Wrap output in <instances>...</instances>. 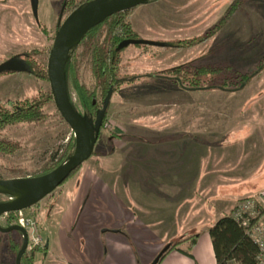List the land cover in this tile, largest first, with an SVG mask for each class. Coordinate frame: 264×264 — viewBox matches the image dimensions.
I'll return each mask as SVG.
<instances>
[{
  "label": "rangeland",
  "instance_id": "374dc122",
  "mask_svg": "<svg viewBox=\"0 0 264 264\" xmlns=\"http://www.w3.org/2000/svg\"><path fill=\"white\" fill-rule=\"evenodd\" d=\"M87 1L38 0V17L36 18L33 13V0H0V64L16 59L22 66H26V56L37 52L38 55L35 57L37 62L47 69L59 23L62 24L67 18L77 13L79 7ZM261 1L158 0L156 2L159 3L136 8L128 16L131 26L133 23L139 40L157 46L130 45L120 53L119 75L123 76V81L128 82L133 78L136 82L125 83L115 92L108 101L107 109L103 108L105 99L102 88L92 72L90 43L80 46L75 55L77 78L87 89L97 91L98 108L105 113L106 117L94 155L74 173L75 175L73 174L74 177L69 182L74 180V184L79 176L89 172L120 174L122 168L129 165H122L125 157L130 158L127 155L128 151L134 150L132 146H136L137 143V141H133V144L128 142L131 145L126 147L125 142L128 140L126 138L122 140L121 136H125L127 131L130 135L139 134L144 130L154 127L160 129L167 125H170L171 130L178 134L186 125L190 103L194 104L193 115H198L202 107L215 110L219 105L218 109H221L223 114L220 127L223 128L221 131H223L224 143L227 144L233 140L231 135L233 131L234 138L238 139L236 132L241 129V134L246 135L245 137L241 135L243 139L249 137L254 145L262 142L264 146V72L257 80L248 84L244 91L233 93L220 90L219 94L223 91L225 96L231 97L212 102L206 97V91L204 96L190 100L186 89L171 77L166 80L163 77V80H156V77L169 76L167 72L176 68H184L189 78L198 69L206 68L207 74L204 75L203 80L208 81L213 77L216 83L221 84L227 77L235 82L236 76L251 74L259 65H264V0ZM64 4H67L65 13H63ZM113 36L114 34L109 35V26H104L99 31L97 40L100 46L110 49L109 42ZM204 38H208L207 41L199 43L192 49L187 48L181 55L173 53L171 49L161 48L180 40L188 42L193 39L200 41ZM217 49L219 50L215 52ZM190 57L193 63L188 67H180V65H186L185 60ZM172 63L176 66L169 68ZM71 82L66 77V86L72 102L77 110L83 113ZM40 91L51 92L48 80H39L27 73L0 76L1 105L7 106L11 102L35 98ZM45 116L42 122L23 123L7 128L3 132V137L16 144L18 150L12 155H0V178H30L45 168H51L57 164L63 154L68 151L69 139L75 138L74 133L63 120L54 101L45 108ZM97 118L93 120L94 123ZM199 120L198 117L197 121ZM250 148L251 145H248L245 149L238 148L237 151L246 152L250 156L253 149L250 150ZM215 151L219 158L223 156L231 163L233 152L229 149V145L220 146ZM72 152L74 151H70ZM240 152L236 155L237 157ZM220 162L224 165L223 161ZM127 168L125 167L124 170ZM67 183L68 180L52 196L44 199L37 206L23 211V216L30 219L35 226L36 235L41 242L40 251L34 255L33 264L85 263H75L54 255L47 259L48 235L45 228L51 227L55 237V228L60 226L64 215L76 206L74 195L69 197L62 195ZM161 184L162 188H169L172 183L165 181ZM69 187L72 188L71 185ZM231 187L232 185H229V188L228 185H224L222 191L233 195L234 191H230ZM181 192L183 193L184 190ZM140 199L143 204H153L150 197L145 196ZM159 199L164 201L161 197L156 198V201H160ZM14 200H16L15 196L0 189V203ZM7 216L0 217V225L4 228L7 225ZM20 217L18 215V219ZM165 225H170L169 219ZM160 231L169 235L170 243H180L182 248L188 247L185 241L190 237L182 240L178 235L189 230L166 227ZM23 244L24 238L20 234L0 232V264H16L17 249L23 247ZM34 248L29 245L27 258H32ZM45 249L47 251H44Z\"/></svg>",
  "mask_w": 264,
  "mask_h": 264
},
{
  "label": "crops",
  "instance_id": "0c3cea01",
  "mask_svg": "<svg viewBox=\"0 0 264 264\" xmlns=\"http://www.w3.org/2000/svg\"><path fill=\"white\" fill-rule=\"evenodd\" d=\"M154 3L159 2L146 6ZM132 27L135 31L133 23ZM161 48L171 49L177 55L187 50L172 46ZM191 59L185 60L186 65L180 67L190 66ZM173 66L176 64L172 63L169 68ZM156 78L157 81L163 80L162 77ZM204 91L186 90V93L190 100H195L194 97L204 96ZM219 91L207 90L206 97L211 102L231 97L225 96L223 91L219 94ZM193 107L194 104L190 103L186 125L178 134L167 125L139 134L130 135L127 131L121 136L122 140H128L126 147L133 141L137 143L132 146L134 150L128 151L130 158L125 157L122 165H129H125L120 174L89 172L79 176L74 184L72 180L64 186L62 195H74L76 206L55 228V237L51 227L45 228L47 259L54 255L75 263L85 262L83 264H153L164 248L174 244L160 229L173 227L189 230L181 236L176 234L182 240L198 235L191 250L194 259L176 249L159 264H217L209 231L219 219L232 215L240 201L264 191V146L262 142L254 145L249 137L243 139L242 136L246 135L241 134V129L236 132L238 139L234 138L233 131V140L224 143L223 128L220 127L223 114L219 105L215 110L202 107L198 115H193ZM224 145H229L233 152L231 163L223 156L219 158L215 151ZM248 145H251L250 150L253 148L250 156L240 152ZM165 181L172 183L169 188L161 187V182ZM224 185L228 188L232 185L230 191L234 194L224 193ZM145 196L150 197L152 205L142 203L140 198ZM159 197L164 201H156ZM168 219L170 225L166 226ZM185 244L189 247V243ZM188 247L178 249L187 250Z\"/></svg>",
  "mask_w": 264,
  "mask_h": 264
},
{
  "label": "trees",
  "instance_id": "16d2710c",
  "mask_svg": "<svg viewBox=\"0 0 264 264\" xmlns=\"http://www.w3.org/2000/svg\"><path fill=\"white\" fill-rule=\"evenodd\" d=\"M95 1L103 2L105 0H88L87 2L83 3L78 10L80 11L84 9L89 3ZM156 1L158 0H153L150 3ZM66 6L67 4H64L63 13H65ZM134 10L136 9L125 13L117 14L112 18L106 20L100 26L91 30L86 35V37H84L78 43V45L71 50L67 61L65 73L68 80L72 81L71 83H73L74 89L77 93L79 103L83 110V113L80 114L87 116L90 120H95V118L98 117L100 114H104L102 129L105 125L104 123L106 116L105 113L100 111V108H98L96 96L97 91L87 89L84 85L80 83L79 79L77 78L75 61L76 51L79 49L80 46L86 43H90L91 48H89V50L92 54L93 63L92 72L94 77L99 81L100 87L102 88V92L105 99V103L103 102V108L107 109L108 101L112 97L110 96V94L113 95L115 92L121 89L123 85H125V83L133 84L136 82L133 78L131 79V81L128 82L123 81V76L119 75L120 53L124 50L119 49L120 44L125 40H139V36L132 29L131 23L128 20V16ZM233 10H235V8H233ZM60 26L61 24L59 23L57 32ZM104 26H109V35L114 34L113 38H111L109 42L110 49H105L100 46L97 40L99 31ZM207 39L208 38L200 39V41L193 39L188 42L178 41L173 44L171 43L168 46H172L178 49H185L194 47ZM152 46L157 45L154 44ZM37 55V52H32L31 54L26 56L27 70L25 73L34 76L39 80H48L47 69L44 65L37 62L35 58ZM205 70L206 68L198 69L194 74H192V77L189 78L186 76V71L184 68H176L167 72L169 76L163 75L161 77L165 79H169V77L173 78L179 83L182 88L186 90H223L238 92L244 87H246L254 77L264 71V65H259L258 68H256V70L251 74H240L236 76L235 82L232 81L231 78L227 77L223 79L221 84L216 83L215 78L213 77L210 78L208 81H204L203 77L205 74H207V71L205 72ZM213 71L215 72V69ZM13 73L18 72H6L1 74L0 76ZM233 86L235 88H233ZM53 101L54 98L51 92L40 91L39 95L35 98H30L20 102H11L8 103L7 106L0 104V155H12L15 154L18 150V146L16 144L11 141H8L3 137V132L7 128L15 127L23 123L42 122L46 117L45 108L49 105V103ZM75 148V138L69 139L68 151L63 154L57 164H55L51 168H45L44 170L31 176L30 178L42 177L53 172L54 170L62 166L65 162H67L71 157H73V155L75 154ZM72 150L74 152L70 153V151ZM55 157L56 155L53 157L52 162L54 161ZM74 175L71 176L68 182L74 177ZM18 215L19 213L9 214L7 216V225L5 228H11L15 226L18 223ZM14 232L22 236L20 232ZM209 234L212 239L217 264H258V246L249 238L245 229L232 217V215L225 216L219 219L215 223V225L210 229ZM197 239L198 235H194L185 241L189 243V247L187 249L188 251L178 249L181 245L180 243L170 245V249L162 255V258L159 263H161L171 251L176 249L187 257L194 259V256L191 254V250L196 245ZM21 249L22 247L17 249V256ZM34 249L35 250H33L32 258H27V252L25 253L22 258V264H33L34 255L37 251H40L39 247H35ZM44 251L47 250L45 249Z\"/></svg>",
  "mask_w": 264,
  "mask_h": 264
},
{
  "label": "water",
  "instance_id": "95a60500",
  "mask_svg": "<svg viewBox=\"0 0 264 264\" xmlns=\"http://www.w3.org/2000/svg\"><path fill=\"white\" fill-rule=\"evenodd\" d=\"M151 1L153 0H105L103 2H91L61 24L50 52L47 74L56 108L74 133L76 151L67 162L45 176L0 179V189L26 193V196L16 197V200L12 202L0 203V217L11 213H20L37 206L63 186L77 170L92 158L102 131L104 114H100L94 123L87 116L80 114L73 104L66 86L65 73L70 52L91 30L103 24L106 20L117 14L146 5ZM33 13L37 18L38 0H33ZM130 45L152 46L154 44L142 40H125L120 44L119 49H125ZM26 70V66H22L16 59H10L0 64V75L6 72L25 73ZM14 231L20 232L24 238L23 247L16 260V264H22V258L29 248L28 233L18 225L11 228H4L0 225V232L2 233L7 234ZM170 247L168 245L164 248L153 264H159L162 255Z\"/></svg>",
  "mask_w": 264,
  "mask_h": 264
},
{
  "label": "built area",
  "instance_id": "2783aa9c",
  "mask_svg": "<svg viewBox=\"0 0 264 264\" xmlns=\"http://www.w3.org/2000/svg\"><path fill=\"white\" fill-rule=\"evenodd\" d=\"M21 216L16 225L22 227L28 233L30 247L41 245L39 236L36 235V228L32 221ZM232 217L245 229L249 238L258 246L259 253L257 263L264 264V191L258 195L240 201Z\"/></svg>",
  "mask_w": 264,
  "mask_h": 264
},
{
  "label": "bare ground",
  "instance_id": "6f19581e",
  "mask_svg": "<svg viewBox=\"0 0 264 264\" xmlns=\"http://www.w3.org/2000/svg\"><path fill=\"white\" fill-rule=\"evenodd\" d=\"M6 193L8 194H11L17 198H21L23 196H26V193H23V192H17V191H12V190H9V189H3Z\"/></svg>",
  "mask_w": 264,
  "mask_h": 264
}]
</instances>
